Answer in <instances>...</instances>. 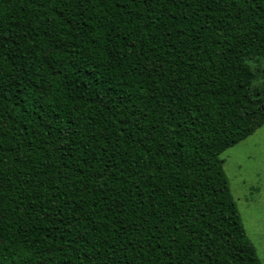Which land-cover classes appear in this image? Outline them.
<instances>
[{"label": "trees", "instance_id": "1", "mask_svg": "<svg viewBox=\"0 0 264 264\" xmlns=\"http://www.w3.org/2000/svg\"><path fill=\"white\" fill-rule=\"evenodd\" d=\"M257 58L264 0H0V264H261Z\"/></svg>", "mask_w": 264, "mask_h": 264}, {"label": "rangeland", "instance_id": "2", "mask_svg": "<svg viewBox=\"0 0 264 264\" xmlns=\"http://www.w3.org/2000/svg\"><path fill=\"white\" fill-rule=\"evenodd\" d=\"M249 65L256 75L253 88L264 91V59ZM221 157L247 237L264 264V125Z\"/></svg>", "mask_w": 264, "mask_h": 264}]
</instances>
